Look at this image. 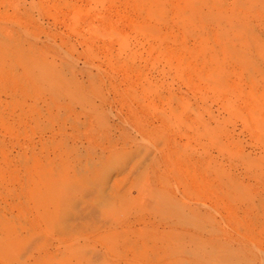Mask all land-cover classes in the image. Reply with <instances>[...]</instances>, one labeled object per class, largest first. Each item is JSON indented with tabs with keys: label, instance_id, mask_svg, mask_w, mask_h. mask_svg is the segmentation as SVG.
<instances>
[{
	"label": "rangeland",
	"instance_id": "1",
	"mask_svg": "<svg viewBox=\"0 0 264 264\" xmlns=\"http://www.w3.org/2000/svg\"><path fill=\"white\" fill-rule=\"evenodd\" d=\"M129 263L264 264V0H0V264Z\"/></svg>",
	"mask_w": 264,
	"mask_h": 264
},
{
	"label": "bare ground",
	"instance_id": "2",
	"mask_svg": "<svg viewBox=\"0 0 264 264\" xmlns=\"http://www.w3.org/2000/svg\"><path fill=\"white\" fill-rule=\"evenodd\" d=\"M216 213V212H215ZM128 235V234H127ZM120 239V238H119ZM101 240V239H100ZM132 249V248H131ZM138 251V250H137ZM142 259V258H141ZM130 264V263H129ZM132 264V263H131Z\"/></svg>",
	"mask_w": 264,
	"mask_h": 264
}]
</instances>
